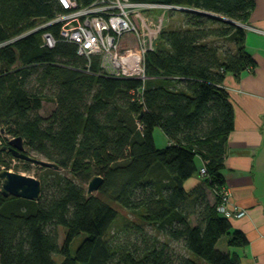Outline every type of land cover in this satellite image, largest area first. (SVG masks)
I'll return each instance as SVG.
<instances>
[{
  "label": "trees",
  "instance_id": "obj_1",
  "mask_svg": "<svg viewBox=\"0 0 264 264\" xmlns=\"http://www.w3.org/2000/svg\"><path fill=\"white\" fill-rule=\"evenodd\" d=\"M153 1L190 10L172 11L184 24L161 32L143 82L100 74L96 57L88 67L74 44L59 39V24L34 30L61 12L57 0H0V130L58 166H39L38 201L0 193V264H239L236 253L217 248L223 236L228 248L247 245L219 211L233 130L223 82L255 67L241 26L254 0ZM47 99L56 106L43 117ZM156 130L164 147L155 144ZM2 147L0 166L12 156ZM95 175L103 182L87 196L83 182ZM194 176L200 182L187 190ZM117 208L137 221L106 238Z\"/></svg>",
  "mask_w": 264,
  "mask_h": 264
},
{
  "label": "crops",
  "instance_id": "obj_2",
  "mask_svg": "<svg viewBox=\"0 0 264 264\" xmlns=\"http://www.w3.org/2000/svg\"><path fill=\"white\" fill-rule=\"evenodd\" d=\"M244 25L250 28L245 30L244 45L256 64L238 79L227 74L223 82L233 106V130L221 175L229 193L228 209L244 211L241 217L228 219L244 234L247 245L226 251L236 253L239 264H264V0H254ZM162 142L167 144L165 137ZM199 182L194 176L184 187L190 190Z\"/></svg>",
  "mask_w": 264,
  "mask_h": 264
},
{
  "label": "built area",
  "instance_id": "obj_3",
  "mask_svg": "<svg viewBox=\"0 0 264 264\" xmlns=\"http://www.w3.org/2000/svg\"><path fill=\"white\" fill-rule=\"evenodd\" d=\"M61 7L52 20L35 28L59 24V39L74 44L77 55L90 66L93 57L99 61V73L113 78L149 79L145 73V57L155 49L165 28L167 15L159 10H183L173 4L153 0H57ZM158 12L155 17L154 13ZM245 29L248 26L241 24ZM126 39V40H125ZM128 39V40H127ZM44 45L53 47L56 40L50 32L42 35ZM205 168L200 169V175ZM220 213L238 218L243 210H229V193H221Z\"/></svg>",
  "mask_w": 264,
  "mask_h": 264
},
{
  "label": "rangeland",
  "instance_id": "obj_4",
  "mask_svg": "<svg viewBox=\"0 0 264 264\" xmlns=\"http://www.w3.org/2000/svg\"><path fill=\"white\" fill-rule=\"evenodd\" d=\"M161 12H164L167 15V19L164 20L165 22V28L169 29V30H177L182 28L183 24H184V18L181 15V13H174L172 11L169 10H159ZM155 17L158 16V12L154 13ZM164 28V29H165ZM244 30H246L243 27ZM126 40V39H125ZM128 40V39H127ZM227 45H231L230 43H227ZM55 103L53 100L51 99H47L44 100L42 103V107L41 109L38 111L39 115L43 116V117H47L49 116L52 111L55 109ZM4 129L0 130V147L2 146H7V142L15 137L6 134L5 131H3ZM154 138H155V144L157 147L161 148L165 146V143L162 142V140H164V135L160 130H156L154 132ZM24 149H25V153L31 157H34L36 159H40V160H44L40 155L36 154L34 151H32L26 144H24ZM2 160L3 162L1 163L0 166V171L5 170L4 169V165H8L9 169L8 171L10 172H14V173H18L21 175H25V176H29V177H33L35 179H38L44 175V171L40 169L39 166L32 164V163H28L22 159H18L15 158L13 156H2ZM4 164V165H3ZM87 180L86 182H83V186L86 188L87 184H88ZM206 190V195L207 198L209 200V202L212 204L214 202V197L213 194L211 193L210 190H208L207 188H205ZM118 211V216L115 219V221L112 223L109 231L106 234V238H110L113 235H115L116 233L120 232L122 229H124V227L128 224H130L133 221H137V218L130 212H127L126 210H123L121 208H117ZM58 234H59V239L60 241H62L63 238V233H64V228L63 227H57L56 228ZM147 230L150 233H154V230H152L149 226L147 227ZM158 237H160L161 239H163L162 235H159ZM84 235H81L79 237H77L71 244L70 246V250H71V254L73 255L75 253L76 248L78 247V245L80 244V242L83 240ZM227 241H228V236H223L219 243L217 244V248L221 249V250H226L227 249ZM176 249L181 251V247L176 245V244H172ZM60 257H55L56 261H60Z\"/></svg>",
  "mask_w": 264,
  "mask_h": 264
},
{
  "label": "water",
  "instance_id": "obj_5",
  "mask_svg": "<svg viewBox=\"0 0 264 264\" xmlns=\"http://www.w3.org/2000/svg\"><path fill=\"white\" fill-rule=\"evenodd\" d=\"M190 10V9H183ZM224 20V19H223ZM229 21V20H227ZM230 23H233L229 21ZM11 152L12 156L18 159L28 161L40 167H49L57 169L58 166L54 163L45 160L36 159L25 153L24 140L21 137H15L7 142V146L2 147ZM103 178L101 176H92L86 187V195L98 191ZM0 193L3 197H17L30 201H38L41 196V182L33 177L21 175L18 173L10 172L8 170L0 171Z\"/></svg>",
  "mask_w": 264,
  "mask_h": 264
},
{
  "label": "flooded vegetation",
  "instance_id": "obj_6",
  "mask_svg": "<svg viewBox=\"0 0 264 264\" xmlns=\"http://www.w3.org/2000/svg\"><path fill=\"white\" fill-rule=\"evenodd\" d=\"M10 152V151H9Z\"/></svg>",
  "mask_w": 264,
  "mask_h": 264
}]
</instances>
